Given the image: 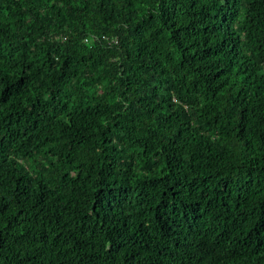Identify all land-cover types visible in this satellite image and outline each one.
I'll list each match as a JSON object with an SVG mask.
<instances>
[{
	"label": "trees",
	"instance_id": "1",
	"mask_svg": "<svg viewBox=\"0 0 264 264\" xmlns=\"http://www.w3.org/2000/svg\"><path fill=\"white\" fill-rule=\"evenodd\" d=\"M0 264H264V0H0Z\"/></svg>",
	"mask_w": 264,
	"mask_h": 264
}]
</instances>
